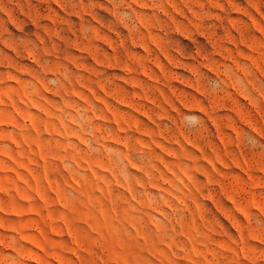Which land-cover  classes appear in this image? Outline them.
I'll return each instance as SVG.
<instances>
[{
	"label": "rangeland",
	"instance_id": "obj_1",
	"mask_svg": "<svg viewBox=\"0 0 264 264\" xmlns=\"http://www.w3.org/2000/svg\"><path fill=\"white\" fill-rule=\"evenodd\" d=\"M0 264H264V0H0Z\"/></svg>",
	"mask_w": 264,
	"mask_h": 264
}]
</instances>
